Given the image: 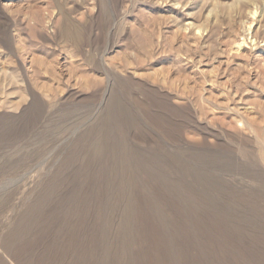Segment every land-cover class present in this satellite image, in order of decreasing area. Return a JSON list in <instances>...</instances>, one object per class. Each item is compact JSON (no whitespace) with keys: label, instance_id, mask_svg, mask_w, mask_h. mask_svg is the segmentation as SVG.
<instances>
[{"label":"rangeland","instance_id":"obj_1","mask_svg":"<svg viewBox=\"0 0 264 264\" xmlns=\"http://www.w3.org/2000/svg\"><path fill=\"white\" fill-rule=\"evenodd\" d=\"M247 2L0 0V264H264Z\"/></svg>","mask_w":264,"mask_h":264},{"label":"bare ground","instance_id":"obj_2","mask_svg":"<svg viewBox=\"0 0 264 264\" xmlns=\"http://www.w3.org/2000/svg\"><path fill=\"white\" fill-rule=\"evenodd\" d=\"M246 8H248V10H249V12L248 13H246L247 14V16L246 17H248V16H251V17H254L255 15H256V13H257V11H256V4H254V0H248V2L246 3ZM255 9V10H254ZM248 19V30L250 29V27H251V22H252V20L251 19H249V18H247ZM214 21V20H213ZM212 22V21H211ZM246 23V22H245ZM190 24V23H189ZM179 27V26H178ZM184 30V29H183ZM250 32V31H249ZM253 38V37H252ZM255 41V40H254ZM243 43V42H242Z\"/></svg>","mask_w":264,"mask_h":264}]
</instances>
